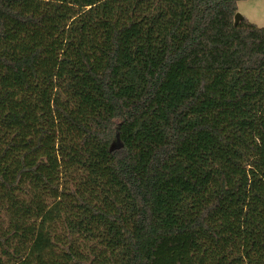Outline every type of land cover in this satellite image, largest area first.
Masks as SVG:
<instances>
[{"label": "trees", "instance_id": "obj_1", "mask_svg": "<svg viewBox=\"0 0 264 264\" xmlns=\"http://www.w3.org/2000/svg\"><path fill=\"white\" fill-rule=\"evenodd\" d=\"M240 1L0 0V264H264Z\"/></svg>", "mask_w": 264, "mask_h": 264}, {"label": "rangeland", "instance_id": "obj_2", "mask_svg": "<svg viewBox=\"0 0 264 264\" xmlns=\"http://www.w3.org/2000/svg\"><path fill=\"white\" fill-rule=\"evenodd\" d=\"M238 13L264 27V0H245L238 3Z\"/></svg>", "mask_w": 264, "mask_h": 264}, {"label": "water", "instance_id": "obj_3", "mask_svg": "<svg viewBox=\"0 0 264 264\" xmlns=\"http://www.w3.org/2000/svg\"><path fill=\"white\" fill-rule=\"evenodd\" d=\"M243 20V15H241L240 13H237V15L235 16V25L239 24L240 21Z\"/></svg>", "mask_w": 264, "mask_h": 264}, {"label": "crops", "instance_id": "obj_4", "mask_svg": "<svg viewBox=\"0 0 264 264\" xmlns=\"http://www.w3.org/2000/svg\"><path fill=\"white\" fill-rule=\"evenodd\" d=\"M249 20V19H248ZM253 23V22H252ZM255 24V23H254ZM257 25V24H256Z\"/></svg>", "mask_w": 264, "mask_h": 264}]
</instances>
